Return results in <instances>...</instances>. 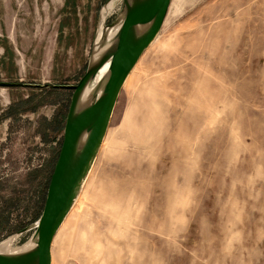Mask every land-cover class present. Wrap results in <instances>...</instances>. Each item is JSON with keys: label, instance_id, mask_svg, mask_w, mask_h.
<instances>
[{"label": "rangeland", "instance_id": "obj_1", "mask_svg": "<svg viewBox=\"0 0 264 264\" xmlns=\"http://www.w3.org/2000/svg\"><path fill=\"white\" fill-rule=\"evenodd\" d=\"M107 1L0 0V82L76 84ZM71 95L0 86V242L15 251L42 212ZM51 254L264 264V0L170 1Z\"/></svg>", "mask_w": 264, "mask_h": 264}, {"label": "water", "instance_id": "obj_2", "mask_svg": "<svg viewBox=\"0 0 264 264\" xmlns=\"http://www.w3.org/2000/svg\"><path fill=\"white\" fill-rule=\"evenodd\" d=\"M170 1L122 0V11L107 24L108 27L117 26L115 35L95 58L93 43L86 71L76 84L0 82V86L6 87L72 90L63 140L50 176L43 209L32 225L34 234L29 241L32 246L15 254L0 253V264H52L54 237L73 208L98 155L120 91L140 57L156 39ZM102 69L104 73L94 84L90 101L80 104L84 90Z\"/></svg>", "mask_w": 264, "mask_h": 264}, {"label": "bare ground", "instance_id": "obj_3", "mask_svg": "<svg viewBox=\"0 0 264 264\" xmlns=\"http://www.w3.org/2000/svg\"><path fill=\"white\" fill-rule=\"evenodd\" d=\"M117 2H118L117 0H110L108 3H106L103 6V8L101 10L100 17H99V27H98V30L96 32V36H95V40H94V43H95L94 58L98 55L99 52H101L104 49V47H106L111 42L113 36L115 35V33L117 31V26L108 27L107 24L104 23L105 16L111 12V10L113 9V7L116 5ZM103 73H104V69H102L100 71V73L96 76L94 82L89 84L88 87H86V89L84 90V92L82 94L80 104L85 105L90 101L93 86L101 78ZM31 246H32V243L27 242L23 246V248L15 251L14 247H13V239L9 238L7 240L0 242V253L12 254V251H13V254H15L18 252L25 251L26 249L30 248Z\"/></svg>", "mask_w": 264, "mask_h": 264}]
</instances>
